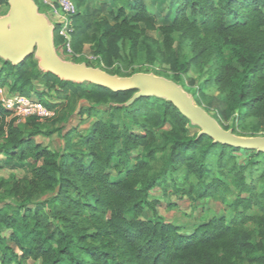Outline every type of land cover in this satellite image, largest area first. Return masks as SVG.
Segmentation results:
<instances>
[{
	"label": "trees",
	"instance_id": "obj_1",
	"mask_svg": "<svg viewBox=\"0 0 264 264\" xmlns=\"http://www.w3.org/2000/svg\"><path fill=\"white\" fill-rule=\"evenodd\" d=\"M72 1V49L85 55L81 38L92 22L81 11L89 0ZM111 1L89 42L100 68L116 62L115 74L129 77L146 58L177 75L193 70L199 105L222 101L218 112L239 136L264 132V0H154V8ZM165 4L161 21L155 10ZM33 81L56 91V104L42 99L45 92L33 98ZM0 87L63 112L64 121L82 98L90 105L78 118H93L85 129L62 131L64 145L54 151L38 137L58 129L46 130L37 117L16 125L0 103V158L29 167L26 178L0 181L12 200L0 206V264H264V149L192 133L189 117L165 98L64 80L39 70L33 56L21 64L0 59ZM157 188L227 211L186 229L160 214Z\"/></svg>",
	"mask_w": 264,
	"mask_h": 264
},
{
	"label": "rangeland",
	"instance_id": "obj_2",
	"mask_svg": "<svg viewBox=\"0 0 264 264\" xmlns=\"http://www.w3.org/2000/svg\"><path fill=\"white\" fill-rule=\"evenodd\" d=\"M35 7L38 9L39 14L44 17L47 25L54 29L56 25L55 21L48 14V9L42 3V5H38L37 0H32ZM42 1V0H39ZM150 7H153L154 0H146ZM112 1L111 0H89L86 6L82 9V13L86 17L88 21L92 22V28L88 30V32L81 38L82 47L85 49V55L73 54L69 55L62 48H53L54 57L68 64L82 65L88 68L98 70L104 76L108 77L114 81H125L131 79L137 75H149L158 78L163 81L165 84L170 86L174 92L179 94L185 100L191 102L195 105L197 110L199 111L202 118L207 121L210 127L217 132L218 134L233 139V140H244L248 138H256L264 140V132H259L255 134V137H247V136H239L232 131L233 121L232 119L226 120L220 116L218 110L222 106V101H215V106L211 107L208 103L210 100H206L205 104L199 105L198 100L199 96V84L201 83L200 75L191 70L186 75H177L167 64H162L160 61H155L153 64L144 61L146 58H142L141 62L133 67L136 68L137 72L133 73L129 77L120 76L115 74V70H117L118 64L116 62L113 65L108 66L107 64H103L102 68L99 67L98 62L93 59L91 55V45H90V36L95 30V24L97 20H101V18L108 16L109 10L111 8ZM157 9V8H156ZM155 10V9H154ZM168 4H165L160 10H155L158 17L162 21L163 18H166L169 12ZM14 8L10 1L8 3H0V18L7 23V25L11 28L14 24ZM153 37L159 39V36L156 32L150 33ZM121 49V54L127 55L128 48L124 44H119ZM33 59L37 61L38 68L42 72H47L45 67L42 64V59L40 57V53L38 47L36 46L31 54ZM84 57H87V60H84ZM0 59L6 60L3 56L0 55ZM75 59H78L76 62ZM80 59V60H79ZM92 61V63L88 62ZM126 72L125 70H123ZM128 71V70H127ZM130 71V70H129ZM41 81H33V92L37 94L33 98L39 99V94L43 93L42 99L50 104H56L58 98L56 97V91L50 90L46 88ZM79 83V82H77ZM81 83L93 84L89 81H81ZM48 90V92H47ZM137 95L149 93L151 96H158L161 98L167 99L165 96L158 93L155 89H150L146 86H139L136 88ZM207 94L217 96V92L213 89L208 90ZM77 109L76 114L69 119V121H64L63 112H60L58 116H54L51 119L40 120L41 123L44 124V128L46 130H52L53 128L58 129L52 137L44 138L38 137V141L45 146H48L54 151H60L62 146L64 145V141L62 139V131L69 130L72 127H80L81 129L87 128L90 123L93 121V118L86 119L85 121L78 118V112L82 107L90 105L88 101L85 99H77L76 102ZM114 105V104H112ZM57 109H60L59 105H56ZM190 119V128L192 133L204 132L203 126L190 114V111H183ZM238 134H241L238 132ZM245 134V133H244ZM249 135V133H247ZM257 148L264 149L263 145H258ZM241 158V157H240ZM0 181H14L21 180L26 178L29 175V167L27 165L20 166L13 162H6L4 157L0 158ZM153 197L158 199L163 203L162 206L159 207L160 214L170 222H176L182 226H185L186 229H190L193 225L198 224L199 222L207 221L208 219L220 215L222 213H226L227 208L219 202L212 200H203L196 203H191L188 200H178L177 197L173 195H165L163 191L159 188L153 191ZM12 201L9 197L6 196L5 190L0 189V206H4L6 202ZM177 204L174 207L173 204ZM151 216V213L147 211L145 217ZM6 235V234H5ZM27 264H40L39 262H34L32 260L28 261Z\"/></svg>",
	"mask_w": 264,
	"mask_h": 264
},
{
	"label": "water",
	"instance_id": "obj_3",
	"mask_svg": "<svg viewBox=\"0 0 264 264\" xmlns=\"http://www.w3.org/2000/svg\"><path fill=\"white\" fill-rule=\"evenodd\" d=\"M9 1L14 8V24L10 28L5 21L0 19V55L13 64L23 63L31 56L37 46L45 70L61 79L79 83L81 81H89L114 91H126L136 89L139 86H146L165 96L167 100L178 106L182 112L184 110L190 111V114L203 126L204 133H207L216 141L238 147H257L264 144L262 139L233 140L218 134L202 118L194 104L185 100L174 92L170 86L156 77L137 75L125 81H114L98 70L57 60L53 53V29L47 25L44 17L39 15V11L33 1ZM139 95H149V93Z\"/></svg>",
	"mask_w": 264,
	"mask_h": 264
},
{
	"label": "built area",
	"instance_id": "obj_4",
	"mask_svg": "<svg viewBox=\"0 0 264 264\" xmlns=\"http://www.w3.org/2000/svg\"><path fill=\"white\" fill-rule=\"evenodd\" d=\"M42 3L48 9L49 16L55 21L54 24L59 27V36L63 38V43L59 48L73 55L74 21L78 8L72 0H42ZM0 103L5 110L11 113L9 119L14 120L16 125L24 124L31 117L44 120L55 116V113L43 104L27 96L10 93L4 87H0Z\"/></svg>",
	"mask_w": 264,
	"mask_h": 264
},
{
	"label": "crops",
	"instance_id": "obj_5",
	"mask_svg": "<svg viewBox=\"0 0 264 264\" xmlns=\"http://www.w3.org/2000/svg\"><path fill=\"white\" fill-rule=\"evenodd\" d=\"M41 16V14H39ZM1 19V18H0ZM54 35H55V29H53V32H52V39H53V44H54ZM54 48H55V44H54Z\"/></svg>",
	"mask_w": 264,
	"mask_h": 264
}]
</instances>
